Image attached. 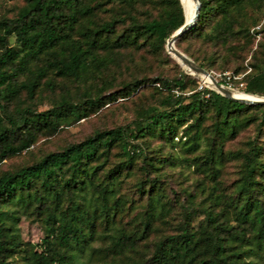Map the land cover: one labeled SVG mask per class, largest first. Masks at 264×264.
Masks as SVG:
<instances>
[{
	"label": "trees",
	"instance_id": "trees-1",
	"mask_svg": "<svg viewBox=\"0 0 264 264\" xmlns=\"http://www.w3.org/2000/svg\"><path fill=\"white\" fill-rule=\"evenodd\" d=\"M24 1L0 17V163L119 98L148 90L153 100L130 124L0 172V264H264V104L205 97L178 61L173 76L155 73V59L174 62L167 42L196 4L186 19L181 0ZM200 2L175 46L209 72L214 57L185 44L228 47L235 75L252 68L244 92L264 97V40L253 49L259 20L248 14L264 0ZM237 35L244 42L231 44ZM179 145L181 156L166 151ZM185 165L203 179L172 202L167 169ZM188 210L203 215L198 228ZM23 216L42 226L40 249L22 239Z\"/></svg>",
	"mask_w": 264,
	"mask_h": 264
},
{
	"label": "rangeland",
	"instance_id": "rangeland-1",
	"mask_svg": "<svg viewBox=\"0 0 264 264\" xmlns=\"http://www.w3.org/2000/svg\"><path fill=\"white\" fill-rule=\"evenodd\" d=\"M184 6L185 11V17L188 19L189 15V8L192 5H195V0H181ZM25 3L24 0H0V17L8 16L13 17L18 8ZM196 7V5H195ZM248 14L251 16L257 18L259 22L255 24L251 29V34L255 37V45L253 49L257 48V44L259 41L264 40V2L262 5L261 10H254L249 9ZM262 31V32H261ZM244 37L242 36H235L233 39H231V44L238 45L239 43L244 42ZM11 44L15 43V36L10 37ZM186 47H189L192 51H194L199 56L205 55L206 57H214V70L211 72L214 73H220L223 74L225 72H231L234 73V65L230 64V66H227V60L228 56H230V51L228 47H220L215 46L213 43H202L201 40L199 41H191L188 44H185ZM220 51V52H219ZM206 52V53H205ZM174 62L170 63V65L159 63L155 59V73L157 71L164 72L166 74H169L170 76H173L177 73L178 67H176V57H174ZM251 60V55H248L247 58L244 61L245 67H247V64H249V61ZM179 62V61H178ZM180 63V62H179ZM223 67H226L223 69ZM180 68L184 69L185 71H188L190 74L194 76L196 79V86L197 90L200 85L201 78L206 82L209 83L212 86V81L210 78H207L205 75L200 74V76L196 73H192L187 66L182 65L180 63ZM252 68L250 66L247 67V71L244 74V76L251 72ZM235 74V73H234ZM244 78V77H243ZM222 80L220 79V82ZM211 89V88H206ZM200 91V90H199ZM242 91V90H240ZM192 91H189L190 93ZM152 97L150 95V91L146 90L143 91V93L139 94L138 96L135 95L132 98H119L113 103L107 104L104 108L101 109V111L98 113V115H94L91 118L87 120H82L81 122H77L71 126L66 127L63 131H59L55 136L52 137H43L39 141L37 145H33L30 150L25 151L21 155H16L14 157L8 158L2 163H0V172L6 171V170H13L18 167H21L22 165H27L30 163H33L37 158H39L43 153L58 150L61 149L63 146L67 145L68 143L79 141L86 136L93 133L96 129L104 128V127H112L115 125H125L130 124L136 117V111L137 105L139 104H146L149 101H152ZM49 103L45 101V103H42L38 106L39 110H43L49 107ZM158 143V141H156ZM167 150H171L172 152L178 153V155H183L184 149L179 145L177 148H173L171 146H168L166 148ZM167 172L169 173L168 176V187L169 189H166V194L169 197V199L173 202L174 200H181L182 202L185 201V198L183 197V188H189L192 189L193 193H197L196 190V179H200L201 176L198 173H195L192 167H189L187 165L180 167H168ZM229 173V170H228ZM228 173H224L223 180L226 182V179ZM203 179V178H201ZM176 193V194H175ZM202 199V196L200 194H197V200H196V208L198 207L199 201ZM182 213V209L180 206L176 207V211L174 212L177 220ZM187 217L192 221L193 225L198 228L201 225L203 215H200L199 212L188 210ZM175 223V222H174ZM174 228L171 225L164 226L162 228L163 233L164 232H170ZM20 232L22 239L31 245H37V248L40 249V245H42L43 237H44V231L42 226L39 222L33 221L31 219L26 218L25 216L22 217L21 223H20ZM163 233L158 232L157 238H159ZM42 249V248H41ZM24 260L21 256H17L13 261L12 264H23Z\"/></svg>",
	"mask_w": 264,
	"mask_h": 264
},
{
	"label": "water",
	"instance_id": "water-1",
	"mask_svg": "<svg viewBox=\"0 0 264 264\" xmlns=\"http://www.w3.org/2000/svg\"><path fill=\"white\" fill-rule=\"evenodd\" d=\"M198 5L196 8V17L194 18V20L192 22H185V24L178 29L175 34L168 40L167 42V49L169 51V53H171L174 57H176V59L182 64L187 66V68L194 74H198L200 76V74L203 75H207L211 78V81L214 84V90H216L217 92L221 93L222 95L234 99L236 101H240L243 103H248V104H264V97L263 96H259L260 99L257 100H244L238 97H235L232 93V91L229 88H227L224 84H222L221 82H219L211 72L207 71L206 69H204L202 66L198 65L193 59H191L190 57H188L185 53H183L181 50H179L176 46H175V41L177 40V38L182 35L185 31H187L197 20L199 12H200V7H201V2L200 0H197Z\"/></svg>",
	"mask_w": 264,
	"mask_h": 264
},
{
	"label": "built area",
	"instance_id": "built-area-1",
	"mask_svg": "<svg viewBox=\"0 0 264 264\" xmlns=\"http://www.w3.org/2000/svg\"><path fill=\"white\" fill-rule=\"evenodd\" d=\"M213 74V76L220 82V79L223 81L221 82L222 84H224L227 88L231 89V90H242L244 91L245 89V83L242 81L244 74L241 75H235L234 73L231 72H225L223 74L220 73H214L211 72ZM237 81H239V83H237ZM200 85L198 87V90L203 92V95L205 97H209L210 94L205 92V89L212 88L208 83H206L202 78L201 81L199 82Z\"/></svg>",
	"mask_w": 264,
	"mask_h": 264
},
{
	"label": "bare ground",
	"instance_id": "bare-ground-1",
	"mask_svg": "<svg viewBox=\"0 0 264 264\" xmlns=\"http://www.w3.org/2000/svg\"><path fill=\"white\" fill-rule=\"evenodd\" d=\"M196 2V8H197V5H198V2L197 0H195ZM196 8H195V11H194V14L192 15L191 19H188L187 22H192L194 20V18L196 17ZM203 75V74H202ZM207 78H210L209 76L205 75ZM211 79V78H210ZM209 84V83H208ZM210 85V84H209ZM211 86V85H210ZM212 88H214V84L212 82ZM233 95L235 97H238V98H241V99H244V100H257V99H260V97L258 95H254V94H248L244 91H240V90H234L232 91Z\"/></svg>",
	"mask_w": 264,
	"mask_h": 264
}]
</instances>
